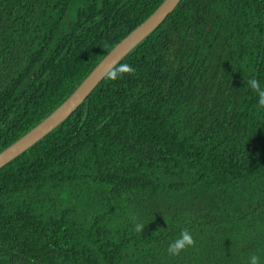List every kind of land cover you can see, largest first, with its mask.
<instances>
[{
	"label": "trees",
	"instance_id": "obj_1",
	"mask_svg": "<svg viewBox=\"0 0 264 264\" xmlns=\"http://www.w3.org/2000/svg\"><path fill=\"white\" fill-rule=\"evenodd\" d=\"M161 2L0 0V151ZM125 63L0 167V264H264V0H178Z\"/></svg>",
	"mask_w": 264,
	"mask_h": 264
},
{
	"label": "water",
	"instance_id": "obj_2",
	"mask_svg": "<svg viewBox=\"0 0 264 264\" xmlns=\"http://www.w3.org/2000/svg\"><path fill=\"white\" fill-rule=\"evenodd\" d=\"M177 2L178 0H162L148 17L121 38L57 107L36 125L0 151V167L36 142L67 117L78 104L85 99L91 89L104 76L106 70L112 67L135 44L152 31L165 18Z\"/></svg>",
	"mask_w": 264,
	"mask_h": 264
},
{
	"label": "clouds",
	"instance_id": "obj_3",
	"mask_svg": "<svg viewBox=\"0 0 264 264\" xmlns=\"http://www.w3.org/2000/svg\"><path fill=\"white\" fill-rule=\"evenodd\" d=\"M135 71V68L127 63L118 64L117 66L108 68L104 73V76L109 80L115 81L120 79L124 74H134ZM246 85L257 94L258 107L264 108V88L261 87L259 80L256 78H250L246 80ZM132 222L134 230L142 232L145 225L137 222L136 217H132ZM195 244L196 241L191 231L188 228H184L181 230L179 237L168 245L167 251L170 255L178 256L187 248L194 247ZM248 264H262L261 257L253 252L248 258Z\"/></svg>",
	"mask_w": 264,
	"mask_h": 264
}]
</instances>
